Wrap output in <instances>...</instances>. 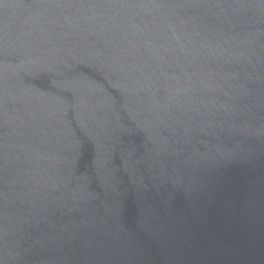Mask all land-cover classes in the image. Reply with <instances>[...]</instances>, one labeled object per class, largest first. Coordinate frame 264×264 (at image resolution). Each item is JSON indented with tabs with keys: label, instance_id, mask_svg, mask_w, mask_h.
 I'll use <instances>...</instances> for the list:
<instances>
[{
	"label": "water",
	"instance_id": "obj_1",
	"mask_svg": "<svg viewBox=\"0 0 264 264\" xmlns=\"http://www.w3.org/2000/svg\"><path fill=\"white\" fill-rule=\"evenodd\" d=\"M0 264H264V0H0Z\"/></svg>",
	"mask_w": 264,
	"mask_h": 264
}]
</instances>
